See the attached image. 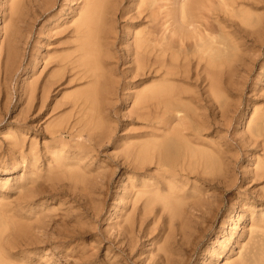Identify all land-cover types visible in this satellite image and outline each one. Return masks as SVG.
Listing matches in <instances>:
<instances>
[{
    "label": "rangeland",
    "instance_id": "rangeland-1",
    "mask_svg": "<svg viewBox=\"0 0 264 264\" xmlns=\"http://www.w3.org/2000/svg\"><path fill=\"white\" fill-rule=\"evenodd\" d=\"M44 1L24 0L21 2L23 4L18 9H22L23 12H19L20 17L15 16L16 14L18 15L17 12L14 15L17 18V26L20 27L19 25H22L20 27L22 30L24 28V32L20 28L17 30L18 32L21 31L19 32L20 35H23L17 42L21 48L16 44L18 50L20 48L19 52L16 53L18 54L16 57L19 60L15 57L11 69H8L9 71L7 70L6 73L1 74L2 72L0 71V208L3 207V216L8 221L6 223L8 228L6 231L1 232L3 233L2 236L5 234L4 236L7 239L2 249L4 260L8 264H260V261H263L262 264H264V170H262L264 168V158L260 156L264 155V133L262 134L264 132V124L255 125L254 121L257 114L256 112L253 114L254 108L258 110L264 109V0H246V2L245 0H241V2L235 0L229 5L230 8L232 7L231 9L228 6L225 7L228 10H226V13H223L219 8V0H216L218 3L215 0V2L208 0V4L205 2L207 9H203L205 6L202 5L201 10L204 11H201L199 15L207 14L203 16L201 21L206 19V21L209 20L207 22L211 26L212 23L215 25H213L215 27L213 32L216 44L215 48L210 52V56L215 65L213 69L219 70V73L215 71L219 87L217 89L218 93L214 95L215 97L217 96V107H209L207 102L209 97L213 101L215 100L213 95H210L206 90L208 89V84L200 83L196 75H192V73L195 74V66L192 64L191 70L193 72L191 71L192 73L189 72L186 75L189 80L181 77V80L178 79L181 82L176 79L172 82L177 88L186 89L187 93L185 98H183V102L194 109L195 117H198L196 118L197 121H199L201 115L200 119L204 118L202 119L203 122L202 120L199 121L200 132L198 136H189L192 142L189 140L187 146L193 156L188 158L183 153V150L178 148V144L174 142L176 145L172 150L175 149V151L173 153L170 150L171 156L167 162L168 166L157 168L153 160L143 165V168L137 167L139 170L133 164V150L131 149L136 146L134 144L144 146L152 144L154 140L160 138L151 137L148 133L145 135L146 132L151 130L156 118L151 116L143 118L134 114L131 96L137 89L159 80V75L152 76L149 81L145 75L139 76L140 78L137 77L138 75L134 76V74L131 76L129 69L135 67V63L131 61L125 62L121 57V53L132 43L130 41L133 39L131 31L135 32L138 28L140 30L142 29L141 26L143 28L150 27L154 23L158 25V22L154 21V23L152 22L153 24L150 22V26H148V19H145V24L136 27L134 26L136 20L129 19L134 15L136 7L146 8L147 5L148 8L150 0H141L139 7V0H129V3L128 0H123V2L121 0H113L115 3L109 0L111 5L108 0L107 3L109 4L106 3V0L98 2L100 5L98 7L103 5L102 9H100L101 16L99 15L101 19L97 24L98 31L100 28L102 29L99 33L110 30L108 32L111 35L115 34L116 37L118 36L112 44H106L104 43L106 42L105 40L100 39L102 44L98 46L99 58L101 57L102 59L100 62L107 65L106 68L104 67L105 65H99V70L102 74L99 79L100 82L88 83L89 87H92V91L90 90L91 93L93 92L91 97H94V93L103 94L97 100L100 103L98 104L100 109L102 107L101 110L99 109L101 111L99 114L94 113L95 111L91 112L90 103H88L89 105L71 107L66 98L68 92H74L76 89L81 91L88 87L84 83L85 80L77 79L82 82L79 83L73 80L72 84L56 86V83L53 84L48 79L53 78L56 80L58 78L62 82V79L65 80L69 76L68 71L66 69L60 70L58 67L57 69L53 63L48 64L47 68L43 67V62H47L45 59L46 54L47 58L49 52H51V48L48 49L50 46L48 44L52 39L48 32L56 29L59 23L64 24L66 19L68 20V18L74 16V12L79 7L77 3L80 5L83 0H52V2L48 0L51 4L47 0ZM5 2L6 0H0V25L2 26L4 20L1 10L6 5ZM166 2L170 4L167 5ZM171 2V0L157 1L159 6L157 4L154 6L157 10L155 12L158 18L162 17V9L171 8ZM213 2L216 4H210ZM44 3H48L47 7L50 5L48 9ZM75 4L77 6L75 7L76 9L72 8ZM160 4L164 5L160 6ZM44 7L47 10L45 12L42 10L45 9ZM133 7L135 8L134 10ZM102 11L105 13L103 12L102 14ZM114 11L116 13H113ZM144 11L145 13L147 12L146 9ZM40 13L43 14L41 15ZM106 13V19H104ZM214 14L224 16L222 17L223 22L221 19L215 22L212 18ZM207 15L208 19L206 18ZM162 19L163 17L157 21L160 22ZM1 20H3V23ZM102 20L106 24L102 23ZM247 20L248 22H246ZM6 21L8 22V18L5 19ZM54 23L55 25L57 24L56 28H54ZM221 23L224 26L220 25ZM251 25L253 26L252 28ZM243 26L244 28H242ZM259 26L262 27L259 28ZM26 28H28L27 32H25ZM111 28L115 30L113 31ZM57 29L62 30V26ZM231 29L235 37L229 31ZM46 31L49 37L46 35ZM250 32H258V34L251 33L250 35ZM23 33H25V36ZM2 36L0 32V40L3 38ZM124 36L127 37L124 38ZM20 41L23 42L21 43ZM250 42L253 43L251 44ZM111 52L112 55L120 56V63L119 61L117 64L114 63L115 59L112 57ZM39 55L40 57H38ZM32 57L35 59L32 60ZM17 61L19 63H16ZM109 61L111 64L108 63ZM231 62L232 66H230ZM48 67H51V69H48ZM223 67V70L226 68L225 73L222 70ZM42 69L50 71L44 73ZM42 71L43 74L40 73ZM61 72H64L65 75ZM39 73L43 79L39 77ZM54 73L57 74L50 76V74ZM201 73L202 75L204 74V72ZM4 74H7L6 77H4ZM66 75L68 76L66 77ZM103 75H105V78ZM138 78L139 80H137ZM101 79L106 85L103 82L101 84ZM143 79L145 82H143ZM229 79L232 80L229 81ZM30 81L32 82L31 84ZM197 82L200 84L198 85ZM35 83L38 85H35ZM43 83L44 87H42ZM94 83L98 85H94ZM122 83H126V85ZM99 84L100 86L104 85L99 87ZM259 85L261 87L260 90H258L260 88ZM46 87L49 88L46 89ZM25 88L26 91L24 90ZM251 88L255 90L252 91ZM40 89H43V91L41 92ZM256 90L260 92L258 93ZM194 91L195 93H193ZM196 92H198V95ZM42 93L45 96H42ZM127 95L129 97L126 98ZM195 95L197 99L202 96L197 100ZM189 97L190 99H186ZM99 99L102 100L99 101ZM223 99L224 101H222ZM64 100L67 101V104ZM226 100L227 102H225ZM57 101L61 102L58 106H56ZM259 102L261 104L257 105ZM40 103L43 104L41 105ZM85 106L87 107L85 108ZM197 106L201 108L198 109ZM103 107L107 108L106 112H104L105 109ZM83 108L85 109L82 110ZM212 109L215 113L211 112ZM70 111H72V114ZM83 111L85 113L81 114ZM196 112L199 113L196 114ZM76 113L81 115V118ZM89 114L90 116H88ZM93 115L96 117L94 116L93 118ZM89 117L92 118L90 119ZM60 118L61 121L59 120ZM53 120H56V123L50 127L51 124L53 125ZM77 120H79L78 123L76 122ZM48 121L50 123H45ZM59 121L60 123L58 124L57 122ZM99 121L101 122L99 123ZM70 122L73 123H71V127ZM204 122L205 124L203 125ZM174 123L177 122L175 121ZM60 124L62 127L59 129ZM98 124L99 128H96ZM74 127L77 129L75 130ZM257 130L262 131L261 134L263 136L259 135ZM205 145H209L210 148ZM55 151L61 155L59 153L56 154ZM65 151L68 152L66 153ZM79 155L82 159L77 158ZM223 157H225L224 160ZM69 161L73 162L72 165L68 163L70 167L66 163ZM148 168L152 171H148ZM83 169L88 173H84ZM89 171H91L90 174ZM143 172L148 173V176L150 175L152 178H148L147 174ZM141 176H144V178ZM149 179H154V181ZM141 182L143 188H140L142 187L140 186ZM137 186L139 191L135 190ZM196 187L197 190L193 189ZM131 188H134V190H131ZM154 189H157L156 194L152 192ZM153 194L155 198L151 199V204H148V200ZM121 195L125 196L122 197ZM188 195H192V197L185 198ZM254 216L258 218L256 219ZM11 220L14 222H10ZM249 222L252 223L250 224ZM13 224L17 225V227ZM8 231L9 233H7Z\"/></svg>",
    "mask_w": 264,
    "mask_h": 264
},
{
    "label": "bare ground",
    "instance_id": "bare-ground-1",
    "mask_svg": "<svg viewBox=\"0 0 264 264\" xmlns=\"http://www.w3.org/2000/svg\"><path fill=\"white\" fill-rule=\"evenodd\" d=\"M5 1V0H4ZM22 1H24V0H6V2H5V6L4 7H2V10H1V12H2V17H3V20H4V23H3V20H1L2 21V23H3V26L2 25H0L1 27H0V32H1V34L3 35L2 37V39L0 40V71L2 72L1 74H3V73H6V71L8 70V69H11V66L13 65V62L15 61V57L18 55V54H16V53H18L19 52V50H20V46H19V44H17V42H19L18 40H20V38H22L21 36H23V35H20L19 34V32H21V31H23L24 30V28H23V30L20 28L22 25H19L20 27H18L17 25V23H16V17L15 16H18V17H20L19 16V14L21 13V12H23V10L22 9H18V7H20L22 4H21V2ZM25 1H27V0H25ZM29 1V0H28ZM37 1V0H36ZM41 1V0H40ZM42 1H44V0H42ZM48 1V0H47ZM70 1V0H69ZM73 1V0H72ZM77 1H79V0H77ZM81 1V0H80ZM100 0H83L82 1V3H80V5H78L79 3H77V6H79L77 9L75 8V7H77L76 6V4H75V6L74 7H72V8H74V9H76V12H74V16H72V17H70V18H68V20L66 19L65 21V25L64 24H60V26H59V24H58V27H61L62 26V30L61 29H57L56 28V26H57V24L55 25V23H54V28H56V29H52V30H50L49 28H48V30H50L48 33V35L50 36V38L52 39L51 41H50V43L48 44V45H50L49 47H48V49L49 48H51V52H49V54L51 53V55H49L48 54V57L46 58V56H47V54H46V56L45 55H41V56H45V59L47 60V62H43V67H46L47 68V66H48V64L50 65V63L52 64H54V67H58L60 70L61 69H66L67 71H68V75H66V77H67V79H62L63 81L61 82V81H59V79L58 78H56V80H54L53 78V80L50 78V79H48V81L49 82H51V83H56V86H61V85H63V84H72V82H73V80L75 81H77V82H79L78 80L79 79H81L82 81L83 80H85V84H86V86H88V87H86L85 89H83V90H81V91H79V89H78V91H77V89L74 91V92H71V93H69L68 91V94L66 95V98H67V100H68V102H69V104H70V106L71 107H77V105H79V106H81V105H87L88 103H90L91 105H90V110H91V112L92 111H95L94 113H97V114H99V112L101 113V109H102V107H101V109H100V107H99V105L98 104H100L97 100H98V98H99V96H101L102 97V95L100 94V95H98L99 93H94V97H91V94H93V92L91 93V88L89 87V85H88V83L89 82H91V83H93V82H98L99 81V79H100V77H102V74H101V72H100V70H99V65L100 64H102L101 62H100V60H102L101 59V57L99 58V49H98V46H100L99 44H101V40L103 39V40H105L106 42H104V43H106V44H112L113 42H115L116 40L115 39H117V37H116V35L115 34H110L108 31H110V30H108L107 32H101V33H99V31H102V29L100 28L99 29V31H98V27H97V24H98V22H99V20L101 19L100 17H99V15H100V13H101V11H100V9H102V7H103V5H102V7H98V6H100L99 4H98V2H99ZM103 1V0H102ZM110 1H113V0H110ZM114 1H116V0H114ZM113 1V2H114ZM122 2H123V0H121ZM126 1V0H125ZM134 1V0H133ZM146 1V0H145ZM157 1L158 0H150V2L148 3V5H149V7L147 8V5H146V8L144 7V8H137L136 7V9L133 7V10L135 9V13H134V15H130L131 16V18H129V19H135L136 21H135V24H134V26H136V27H138V25L139 26H141V24H145L144 22L146 21L145 19H148V21H147V23H148V26H150V22L152 23H154V21L155 22H158V25L156 24V23H154V25H151L150 27H146V28H143V26H141L142 27V29H140L139 30V28H138V30H136L135 32H133V31H131L132 33V35H131V37L133 38L132 40H130V41H132V43H131V45L129 46V47H127V48H125L124 49V51H123V53H121L122 54V59L123 60H125V62H127V61H131V62H133V63H135V67H133V68H130V67H128V68H130L129 70H130V72H131V76L134 74V76H136V75H138L137 77H139V76H141V75H145V77H146V79H148V81H149V78H151L152 76H156V75H159V80H157L156 82L154 81V82H152L151 84H148L147 86H143V87H141L140 89H137V91H135V93L133 94V96H131V98H132V109H133V111L135 112L134 114H137L138 116H142L143 118L144 117H149V116H151V117H154V118H156V120L154 119V125H152L151 127V130L149 131V132H146V134L145 135H147V133L149 134V136H151V137H155V138H160V139H158V140H154L153 142H152V144H147V145H138V144H134V145H136L133 149H131V150H133L132 151V153H133V164H134V166H136V168L137 167H142L143 165H145L146 163H149V162H152L153 160H154V163H155V165L157 166V168H164L165 166H168L169 164L167 163L169 160H170V150H172V148H174L175 147V145H176V143L178 144V148L179 149H182L183 150V153L184 154H186V156L188 157V158H190L191 156H193L192 154H191V151L189 150V148H188V146H187V143L189 142V140H190V138H189V136H191V135H196V137L198 136V134H199V132H200V128L198 127L199 126V121L200 120H202V119H204V118H202V119H200L201 117H202V115H201V117H200V115H199V121H197V119L196 118H198V117H195V111H194V109L193 108H191V107H189L186 103H184L183 102V98H185V94L187 93L186 92V89L184 88V89H181V88H177V86H175V84L172 82L173 80H177L178 82H181V81H179L178 79H180L181 80V77L182 78H186V75L189 73V72H193V70H191V65L192 64H194V69H195V71H194V73L195 74H193L192 72V75H196V77H197V79H199L200 80V83L202 82V83H207L208 84V89H206L207 90V92H209V94L210 95H213V99L215 100V101H213L210 97H209V99H208V104H209V107H217L216 106V103H217V99H216V97L214 96V95H216L217 93H218V91H217V89L219 88L218 87V84H217V73L215 72V71H218V73H219V70H215V69H213V67L215 66L214 64H213V59L211 58V56H210V52L215 48V44H216V40H215V36H214V30H215V25H214V23H212V26L207 22V21H209V20H207L206 21V19H205V21H201V19H203V16L205 15V14H207V13H204V15H199L200 13H201V7H203L202 5H204L205 7H203V9H207L206 7V5L204 4L205 2H207L208 0H171L172 2V4L170 5L171 6V8L170 7H167V9L165 8V10H163L162 9V17H163V19H162V21H160V22H163V23H160L159 21H157L158 19H161L162 17L160 16L159 18L157 17V13L155 12V11H157L156 10V8H155V6L154 5H156L157 4V6H159V2L157 3ZM170 1V0H169ZM211 1V0H210ZM214 1V0H213ZM216 1V0H215ZM214 1V2H215ZM235 0H219L218 2H219V8L221 9V11L223 12V13H226V8L225 7H229V5H230V3L232 4V2H234ZM240 2H241V0H239ZM256 1H258V0H256ZM260 1V0H259ZM31 2V1H30ZM45 2V1H44ZM49 2V1H48ZM51 2H52V0H51ZM51 2H49V4H51ZM104 2V1H103ZM108 2H109V0H108ZM120 2V1H119ZM140 2H141V0H139V4H138V7L140 6ZM168 2V1H167ZM166 2V3H167ZM212 2V1H211ZM210 3V4H216V3ZM217 2V1H216ZM217 2V3H218ZM238 2V1H237ZM240 2H239V4H240ZM245 2H246V0H245ZM255 2V1H254ZM253 2V3H254ZM37 3H39V2H37ZM106 3H107V0H106ZM110 3V2H109ZM109 3H107V4H109ZM115 3V2H114ZM128 3H129V0H128ZM135 3V2H134ZM143 3H145V2H143ZM258 3V2H257ZM1 4H2V2H1ZM47 4L48 3H44V5H45V7H47ZM102 4V3H101ZM104 4V3H103ZM106 4V5H107ZM135 4H137V3H135ZM168 4H170V3H167V5ZM207 4H208V2H207ZM243 4V3H242ZM247 4V3H246ZM260 4V3H259ZM261 4H262V2H261ZM24 5H26V4H24ZM43 5V4H42ZM105 5V4H104ZM110 5H111V3H110ZM128 5V4H127ZM142 5H144V4H142ZM162 4H160V6H161ZM164 5V4H163ZM162 5V6H163ZM212 5V6H213ZM234 5V4H233ZM3 6V5H2ZM50 6V5H49ZM48 6V7H49ZM113 6H114V4H113ZM129 6H130V4H129ZM133 6H135L134 4H133ZM166 6V5H165ZM164 6V7H165ZM216 6V5H215ZM214 6V7H215ZM236 7H237V5H235ZM245 6H247V5H245ZM249 6V5H248ZM261 6V5H260ZM0 7H1V5H0ZM43 7V6H42ZM41 7V8H42ZM44 7V8H45ZM48 7H47V9H48ZM107 7V6H106ZM131 7V6H130ZM129 7V8H130ZM142 7V6H141ZM210 7V6H209ZM235 7V8H236ZM250 7V6H249ZM252 7V6H251ZM25 8V7H24ZM23 8V9H24ZM39 8V7H38ZM108 8V7H107ZM107 8H105V9H107ZM110 8V7H109ZM128 8V7H127ZM163 8V7H162ZM213 8V7H212ZM216 8H218V7H216ZM230 8V7H229ZM232 8V7H231ZM230 8V9H231ZM240 8V7H239ZM253 8V7H252ZM1 9V8H0ZM40 9V8H39ZM71 9V8H70ZM105 9H104V11H105ZM118 9H120V8H118ZM146 9V13H145V10ZM158 9V8H157ZM215 9V8H214ZM220 9H218V10H220ZM255 9L257 10V8L255 7ZM260 9V8H259ZM17 10H19V11H17ZM42 10H44V12L45 11H47L46 10V8L45 9H42ZM159 10H160V8H159ZM211 10V9H210ZM254 10V9H253ZM71 11V10H70ZM104 11H102V14H103V12ZM108 11V10H107ZM117 11V10H116ZM204 11V10H203ZM202 11V12H203ZM228 11V10H227ZM16 12L18 13V15L16 14ZM20 12V13H19ZM72 12H73V10H72ZM206 12V11H205ZM218 12V11H217ZM229 12H230V10H229ZM253 12V11H252ZM66 13V12H65ZM105 13V12H104ZM111 13V12H110ZM113 13H116L115 11L113 12ZM219 13H220V11H219ZM231 13V12H230ZM16 14V15H15ZM37 14V13H36ZM41 15L43 14V13H40ZM120 14H121V12H120ZM159 14V13H158ZM211 14H212V12H211ZM222 14V13H221ZM228 14V13H227ZM232 14V13H231ZM248 14V13H247ZM255 14V13H254ZM15 15V16H14ZM35 15V14H34ZM38 15V14H37ZM110 15V14H109ZM122 15V14H121ZM209 15V14H208ZM208 15H207V19H208ZM213 15V14H212ZM229 15V14H228ZM244 15V14H243ZM263 15V14H262ZM101 16V15H100ZM103 16V15H102ZM106 16H107V13H106V15H105V17H104V19H106ZM129 16V17H130ZM206 16V15H205ZM67 17V16H66ZM222 17H224V16H222V15H216V14H214V17H212L213 18V20H215V22L217 21L218 22V19H219V21H220V19H221V21L223 22V20H222ZM229 17H231V15H229ZM234 17V16H233ZM1 18V17H0ZM6 18H8V22L6 21L5 22V19ZM158 18V19H157ZM209 18H210V16H209ZM227 18V17H226ZM240 18V17H239ZM239 18H238V20H239ZM18 19H20V18H18ZM65 19V18H64ZM103 19V20H104ZM113 19V18H112ZM211 19V18H210ZM102 20V23H104V21ZM110 21H111V19H109ZM231 20V19H230ZM237 20V21H238ZM20 22H21V20H19ZM107 21V20H106ZM211 21V20H210ZM236 21V22H237ZM242 21V20H241ZM260 21H261V19H260ZM23 22V21H22ZM58 22V21H57ZM107 22H109V21H107ZM112 22V21H111ZM134 22V21H133ZM246 22H248V20L246 21ZM262 22V21H261ZM264 22V21H263ZM263 22H262V24H263ZM19 23V22H18ZM152 23V24H153ZM211 23V22H210ZM220 23V22H219ZM235 23V22H234ZM1 24V23H0ZM27 24V23H26ZM104 24H106V23H104ZM103 24V25H104ZM108 24V23H107ZM110 24V23H109ZM131 24H133L132 22H131ZM225 24V23H224ZM229 24V23H228ZM28 25V24H27ZM52 25V24H51ZM64 25V26H63ZM100 25H101V23H100ZM102 25V26H103ZM113 25V24H112ZM111 25V26H112ZM147 25V24H146ZM145 25V26H146ZM214 25V26H213ZM220 25H223L222 23L220 24ZM226 25V24H225ZM231 25V24H230ZM53 26V25H52ZM109 26V25H108ZM110 26V27H111ZM132 26V25H131ZM224 26V25H223ZM227 26V25H226ZM103 27H106V26H103ZM125 27V26H124ZM218 27H220V26H218ZM240 27H241V25H240ZM253 26L251 25V28H252ZM260 27H262V26H259V28ZM2 28V29H1ZM20 28V30L21 31H17L18 29ZM29 28V27H28ZM28 28H26L27 30L25 31V32H27L28 31ZM135 28V27H134ZM227 28V27H226ZM228 28H229V26H228ZM242 28H244V26L242 27ZM246 28V27H245ZM248 28V27H247ZM256 28V27H255ZM258 28V29H259ZM239 29V28H238ZM61 30V31H60ZM105 30V29H104ZM107 30V29H106ZM111 30H113L112 28H111ZM115 30V29H114ZM113 30V31H114ZM221 30H222V27H221ZM226 30V29H225ZM235 30V29H234ZM124 31V30H123ZM227 31V30H226ZM232 34H233V30L231 29V30H229ZM244 31V30H243ZM258 31V30H257ZM262 31H263V29H262ZM24 32V31H23ZM124 32H126V31H124ZM236 32V31H235ZM234 32V33H235ZM260 32V31H259ZM28 33H30V32H28ZM111 33H112V31H111ZM130 33V32H129ZM251 33L252 32H250V35H251ZM255 33H257L258 34V32H254V33H252V34H255ZM261 33V32H260ZM24 34V36H25V33H23ZM127 34V33H126ZM125 34V35H126ZM217 34V33H216ZM241 34V33H240ZM249 34V33H248ZM248 34H247V36H248ZM262 34V33H261ZM46 35H47V31H46ZM47 35V36H48ZM249 35V36H250ZM27 36H28V34H27ZM48 36V37H49ZM121 36V35H120ZM243 36V35H242ZM263 36V35H262ZM125 37H127V36H124V38ZM233 37H235V35L233 34ZM236 37H237V34H236ZM258 37V36H257ZM259 37H260V35H259ZM47 38V37H46ZM123 38V39H124ZM47 39H49V38H47ZM101 39V40H100ZM234 39H237V40H239L238 38H234ZM240 39H241V37H240ZM244 39V38H243ZM23 40H24V37H23ZM25 40H26V38H25ZM100 40V41H99ZM115 40V41H114ZM119 40V39H118ZM122 40V39H121ZM126 40H129V39H126ZM125 40V41H126ZM244 40H246V39H244ZM230 41H232V40H230ZM235 41V40H234ZM248 41V40H247ZM250 41V40H249ZM21 42V41H20ZM23 42V41H22ZM21 42V43H22ZM103 43V44H104ZM125 43V42H124ZM124 43H123V45H124ZM130 43V42H129ZM242 43H244V42H242ZM251 43V42H250ZM253 43V42H252ZM251 43V44H252ZM16 44L20 47L19 48V50H18V47H16ZM240 44V43H239ZM254 44H256V43H254ZM46 45V44H45ZM47 45V46H48ZM102 45V44H101ZM122 45V44H121ZM241 45V44H240ZM107 46V45H106ZM105 46V47H106ZM113 46H114V44H113ZM242 46H244V45H242ZM44 47H46V46H44ZM33 48V47H32ZM104 48V47H103ZM102 48V49H103ZM108 48V47H107ZM240 48V47H239ZM101 49V50H102ZM16 50H17V52H16ZM109 50V49H108ZM107 50V51H108ZM31 52H32V50H30ZM105 51V50H104ZM111 51V50H110ZM121 51V50H120ZM246 51V50H245ZM244 51V52H245ZM34 52H36V51H34ZM62 52H64V53H62ZM41 53V52H40ZM47 53H48V51H47ZM120 53V52H119ZM30 54V53H29ZM33 55H34V53H32ZM38 54V53H37ZM43 54V53H42ZM45 54V53H44ZM31 55V54H30ZM105 55H106V53H105ZM111 55H112V52H111ZM118 55V54H117ZM240 55V54H239ZM239 55H238V57H239ZM20 56V55H19ZM102 56H103V54H102ZM108 56V55H107ZM36 57V56H35ZM38 57H40V55L38 56ZM112 57H114V59H115V62L114 63H116L117 64V62L119 61V59H120V56L118 55V56H116V55H112ZM233 57H235V56H233ZM18 60H19V58L18 57H16ZM33 59L32 60H34L35 58L34 57H32ZM110 58H111V56H110ZM16 59V60H17ZM44 59V58H43ZM234 59V58H233ZM237 59V58H236ZM37 60V59H36ZM106 60V59H105ZM105 60H104V62H105ZM222 60V59H221ZM43 61V60H42ZM121 61V60H120ZM120 61H119V63H120ZM35 62V61H34ZM38 62V61H37ZM103 62V63H104ZM113 62V61H112ZM216 62V61H215ZM16 63H19L18 61L16 62ZM106 63H107V61H106ZM108 63H110V61L108 62ZM42 64V63H41ZM111 64V63H110ZM217 64H219V63H217ZM227 64V63H226ZM232 64V62L230 63V66H232L231 65ZM33 65H35V63H33ZM33 65H32V67H33ZM103 66L105 65V64H102ZM107 65V64H106ZM106 65L104 66L105 68H106ZM134 65V64H133ZM220 65V64H219ZM42 66V65H41ZM102 66V67H103ZM112 66V65H111ZM217 66V65H216ZM224 66V65H223ZM226 66V65H225ZM228 66V65H227ZM230 66H229V68H230ZM52 67V66H51ZM51 67H48V69L50 68L51 69ZM54 67H52V68H54ZM101 67V68H102ZM103 67V68H104ZM108 67H110L109 65H108ZM46 68H44V69H46ZM57 68V69H58ZM104 68V69H105ZM219 68V67H218ZM18 69V68H17ZM33 69V71H34V67L32 68ZM56 69V70H57ZM109 69V68H108ZM224 69V67L222 68V70ZM14 70V69H13ZM43 70V69H42ZM66 70H64V71H66ZM221 69H220V71H222ZM225 70H226V68H225ZM225 70H223L224 71V73H225ZM9 71V70H8ZM44 71V73L46 72V71H50V70H43ZM43 71L42 72H40L41 74H43ZM66 71V72H67ZM103 71V70H102ZM110 71H112V70H110ZM222 71V72H223ZM232 71V70H231ZM55 72V71H54ZM201 72H204V74L202 75V73ZM221 72V73H222ZM227 72V71H226ZM264 72V71H263ZM263 72H262V74H263ZM39 73V74H40ZM51 73V72H50ZM61 73H63L64 74V72H61ZM103 73V72H102ZM106 73V72H105ZM112 73V72H111ZM223 73V74H224ZM32 74V73H31ZM34 74V73H33ZM37 74V73H36ZM41 74H40V78H42L41 77ZM57 73H54V74H50V76H54V75H56ZM63 74H61V75H63ZM109 74V73H108ZM114 74V73H113ZM5 75V74H4ZM7 75V74H6ZM6 75L4 76V77H6ZM65 75V74H64ZM63 75V76H64ZM111 75V74H110ZM190 75V74H189ZM191 75V76H192ZM30 76H32V75H30ZM37 76V75H36ZM47 76V75H46ZM58 76V75H57ZM63 76H61L62 78H63ZM104 76V78H105V75H103ZM130 76V77H131ZM142 76V77H143ZM43 77H45V76H43ZM112 77V76H111ZM141 77V78H142ZM196 77H194V78H196ZM29 78V77H28ZM34 78H35V76H34ZM46 78V77H45ZM65 78V77H64ZM104 78H102V79H104ZM140 78V77H139ZM139 78L137 79V80H139ZM43 79V78H42ZM78 79V80H77ZM92 79V80H91ZM101 79V80H102ZM135 79V78H134ZM152 79V78H151ZM186 79H188L189 80V77L188 78H186ZM264 79V78H263ZM31 80V79H30ZM45 80V79H44ZM47 80V79H46ZM80 80V81H81ZM91 80V81H90ZM108 80V79H107ZM155 80H156V78H155ZM222 80V79H221ZM220 80V81H221ZM230 80H232V79H229V81ZM260 80H262V79H260ZM32 82H33V80H31ZM30 81V84L32 83ZM36 81V80H35ZM41 81V80H40ZM81 81V82H82ZM152 81V80H151ZM195 81H196V79H195ZM228 81V82H229ZM38 82V81H37ZM42 82V81H41ZM81 82H79V83H81ZM100 82V81H99ZM102 82H103V80L101 81V84H102ZM114 82V81H113ZM143 82H145V80L143 79ZM183 82V81H182ZM199 82V81H198ZM197 82V83H198ZM234 82V81H233ZM50 83V84H51ZM104 84H105V82H103ZM107 83V82H106ZM133 83H135V82H133ZM137 83H138V81H137ZM188 83H189V81H188ZM187 83V84H188ZM200 83H198V85L200 84ZM231 83H232V81H231ZM263 83H264V81H263ZM29 84V83H28ZM42 84V83H41ZM41 84H39V85H41ZM46 84V83H45ZM76 84H78V83H76ZM96 83H94V85H95ZM103 84V85H104ZM122 84H124V83H122ZM139 84V83H138ZM137 84V85H138ZM147 84V83H146ZM177 84V83H176ZM179 84V83H178ZM181 84V83H180ZM183 84V83H182ZM184 84H186L185 82H184ZM35 85H38V84H36L35 83ZM34 85V86H35ZM49 85V84H48ZM83 85V84H82ZM82 85H81V88H82ZM96 85H98V84H96ZM103 85H101L100 86V84H99V87H102ZM106 85V84H105ZM110 85V84H109ZM109 85H107V86H109ZM124 85H126V83L124 84ZM142 85V84H141ZM203 85H206V84H203ZM223 85V84H222ZM25 86V85H24ZM53 86V85H52ZM66 86V85H65ZM76 86H79V85H76ZM106 86V87H107ZM136 86V85H135ZM193 86V85H192ZM221 88H222V86L221 85H219ZM224 86V85H223ZM238 86V85H237ZM264 86V85H263ZM42 87H44V83H43V86ZM41 87V88H42ZM64 87V86H63ZM71 87V86H70ZM72 87H73V85H72ZM96 87H98V86H96ZM95 87V88H96ZM110 87V86H109ZM113 87V86H112ZM137 87V86H136ZM140 87V86H139ZM138 87V88H139ZM195 87V86H194ZM199 87V86H198ZM259 87H260V85H259ZM37 88V87H36ZM49 88V87H48ZM47 87H46V89H48ZM56 88V87H55ZM58 88V87H57ZM108 88V87H107ZM255 88V87H254ZM263 88V87H262ZM38 89V88H37ZM64 89V88H63ZM66 89V88H65ZM67 89H68V87H67ZM74 89V88H73ZM124 89V88H123ZM261 89V87L260 88H258V90H260ZM25 91H26V88L24 89ZM41 90V89H40ZM40 90H38V91H40ZM69 90V89H68ZM72 90V89H71ZM91 90V91H90ZM95 90V89H94ZM98 90V89H97ZM102 90V89H101ZM108 90V89H107ZM113 90V89H112ZM136 90V89H135ZM222 90H224V89H222ZM251 90L253 91V90H255V89H253V88H251ZM250 90V91H251ZM263 90V89H262ZM24 91V92H25ZM32 91H34L33 89H32ZM43 91V89L41 90V92ZM70 91V90H69ZM257 91V90H256ZM59 92H62V91H59ZM66 92V91H65ZM96 92V91H95ZM111 92V91H110ZM199 92V91H198ZM198 92H196V94L198 93ZM204 92H206V91H204ZM203 92V93H204ZM206 92V93H207ZM239 92V91H238ZM258 92V91H257ZM260 92V91H259ZM258 92V93H259ZM39 93V92H38ZM45 93V92H44ZM101 93V92H100ZM193 93H195V91L193 92ZM24 94V93H23ZM26 94V93H25ZM31 94H33V93H31ZM40 94V93H39ZM46 94V93H45ZM58 94V93H57ZM107 94H109V93H107ZM200 94V93H199ZM257 94V93H256ZM255 94V95H256ZM28 95H29V93H28ZM112 95H113V92H112ZM120 95V94H119ZM128 95H129V93H128ZM126 96V98L127 97H129V96ZM131 95H132V93H131ZM198 95V94H197ZM208 95V94H207ZM258 95V94H257ZM30 96V95H29ZM42 96H45L43 93H42ZM110 96H111V93H110ZM196 96V95H195ZM202 96V95H201ZM200 96V97H201ZM205 96V95H204ZM252 96V95H251ZM250 96V97H251ZM260 96V95H259ZM262 96V95H261ZM32 97H33V95H32ZM59 97V96H58ZM117 97V96H116ZM187 97V96H186ZM199 97V96H198ZM200 97L197 99V96H196V99L197 100H199L200 99ZM264 97V96H263ZM27 98V97H26ZM42 98V97H41ZM65 98V97H64ZM95 98V99H94ZM108 98V97H107ZM106 98V99H107ZM113 98V97H112ZM192 98V97H191ZM195 98V97H194ZM47 99V98H46ZM93 99H94V101H93ZM108 99H110V98H108ZM108 99H107V101H108ZM186 99H190V97L189 98H186ZM256 99V98H255ZM100 100H102V99H99V101ZM126 100V99H125ZM201 100H202V98H201ZM252 100V99H251ZM64 101H66V100H64ZM112 101V100H111ZM222 101H224V99L222 100ZM263 101H264V99H263ZM31 102V101H30ZM41 102H43V101H41ZM58 102V101H57ZM63 102V101H62ZM103 102V101H102ZM101 102V103H102ZM108 102H110V100L108 101ZM107 102V103H108ZM193 102V101H192ZM191 102V103H192ZM195 102V101H194ZM225 102H227V100L225 101ZM254 102V101H253ZM262 102V101H261ZM25 103V102H24ZM59 103H61V102H58L57 103V105L56 106H58V104ZM65 103V102H64ZM255 103V102H254ZM254 103H252V104H254ZM263 103V102H262ZM33 104V103H32ZM41 104V103H40ZM43 104V103H42ZM41 104V105H42ZM66 104H67V101H66ZM256 104V103H255ZM254 104V105H255ZM258 104H261L260 102L259 103H257V105ZM264 104V103H263ZM60 105V104H59ZM62 105V104H61ZM89 105V104H88ZM108 105V104H107ZM194 105H196V103H194ZM225 105V104H224ZM223 105V106H224ZM250 105V104H249ZM253 105V106H254ZM47 106V105H46ZM45 106V107H46ZM51 106V105H50ZM53 106V105H52ZM55 106V105H54ZM70 106H68V107H70ZM105 106H106V104H105ZM204 106V105H203ZM202 106V107H203ZM252 106V107H253ZM44 107V106H43ZM87 106H85V108H86ZM107 107V106H106ZM255 107V106H254ZM257 107V106H256ZM54 108V107H53ZM55 108H57V107H55ZM59 108H60V106H59ZM85 108H83L82 110H84ZM197 108L198 109H200L198 106H197ZM224 108V107H223ZM222 108V109H223ZM263 108V107H262ZM44 109H46V108H44ZM64 109H66V108H64ZM77 109H79V108H77ZM100 109V110H99ZM103 109H105V111L104 112H106V110H107V108H104L103 107ZM131 109V108H130ZM221 109V108H220ZM66 110H68V109H66ZM74 110V109H73ZM76 110V109H75ZM215 110H217V109H215ZM226 110V109H225ZM49 111H51V110H49ZM64 111V110H63ZM69 111V110H68ZM77 111V110H76ZM76 111H74V112H76ZM86 111V110H85ZM110 111V110H109ZM132 111V112H133ZM205 111V110H204ZM219 111H221V110H219ZM224 111V110H223ZM27 112V111H26ZM47 112V111H46ZM65 112V111H64ZM71 112V114H72V111H70ZM73 112V113H74ZM78 112V111H77ZM211 112H213V109H212V111ZM256 112V117H255V121H254V124L255 125H261V123H263L264 124V109L263 110H258V109H253V114ZM79 113V112H78ZM78 113H76V114H78ZM83 113H85L84 111L81 113V114H83ZM103 113V112H102ZM197 113H199V112H196V114ZM213 113H215V112H213ZM222 113V112H221ZM224 113V112H223ZM45 114V113H44ZM46 114H48V113H46ZM67 114V113H66ZM88 114V113H87ZM91 114V113H90ZM90 114L88 115V116H90ZM103 114H105V113H103ZM75 115V114H74ZM79 115V114H78ZM85 115V114H84ZM100 115H102V114H100ZM204 115V114H203ZM65 116H67V115H65ZM65 116H64V118H65ZM81 115H79V117H80ZM83 116V115H82ZM94 116L95 115H93V118H94ZM129 116V115H128ZM205 116V115H204ZM203 116V117H204ZM210 116V115H209ZM71 117V116H70ZM72 117H73V115H72ZM78 117V116H77ZM78 117V118H79ZM96 117V116H95ZM141 117V118H142ZM247 117V116H246ZM81 118V117H80ZM87 118V117H86ZM90 118V117H89ZM92 118V117H91ZM90 118V119H91ZM100 118V117H99ZM98 118V119H99ZM103 118V117H102ZM219 118V117H218ZM55 119V118H54ZM105 119V118H104ZM103 119V120H104ZM152 119V118H151ZM186 119V120H185ZM52 120V119H51ZM50 120V121H51ZM58 120V119H57ZM60 121H61V118L59 119ZM63 120H65V119H63ZM71 120V119H70ZM93 120H95V119H93ZM100 120V119H99ZM102 120V119H101ZM150 120V119H149ZM246 120V119H245ZM249 120V119H248ZM50 121H48V122H45V123H50ZM56 120H53L52 122H53V125L51 124V126L50 125H48V126H50V127H52V126H54L55 124L54 123H56L55 122ZM60 121L59 122H57L58 124L60 123ZM78 121L79 120H77L76 122L78 123ZM84 121V120H83ZM87 121V120H86ZM144 121V120H143ZM177 122V123H174V122ZM207 121V120H206ZM69 122V121H68ZM93 122V121H92ZM95 122V121H94ZM101 121H99V123H100ZM105 122V121H104ZM202 122H203V120H202ZM201 122V123H202ZM208 123H209V121H207ZM71 123L72 122H70V127H71ZM80 123V122H79ZM83 123V122H82ZM81 123V124H82ZM85 123V122H84ZM96 123V122H95ZM130 123V122H129ZM207 123V124H208ZM67 124V123H66ZM73 124V123H72ZM88 124V123H87ZM86 124V126L88 127V125ZM93 124V123H92ZM205 124V122L203 123V125ZM46 125V126H47ZM79 125V124H78ZM100 125H102V124H100ZM103 125H104V123H103ZM108 125V124H107ZM112 125V124H111ZM151 125V124H150ZM202 125V126H203ZM45 126V127H46ZM80 126V125H79ZM83 126L85 127V125L83 124ZM92 126V125H91ZM98 127H96V128H99V124L97 125ZM145 126H146V124H145ZM147 126H149V125H147ZM49 127V128H50ZM60 127H62V125L60 124V126H59V129H60ZM78 127V126H77ZM81 127H82V125H81ZM89 127H90V125H89ZM104 127V126H103ZM103 127H101V128H103ZM204 127V126H203ZM260 127V126H259ZM264 127V126H263ZM47 128V127H46ZM57 128V127H56ZM66 128V127H65ZM94 128V127H93ZM108 128V127H107ZM51 129H53V128H51ZM74 129L76 130L77 128H75L74 127ZM89 129H92V128H89ZM132 129V128H131ZM257 129H258V126H257ZM48 130V129H47ZM57 130V129H56ZM102 130V129H101ZM55 131V130H54ZM53 131V132H54ZM68 131V130H67ZM205 131V130H204ZM72 132H74V131H72ZM244 132V131H243ZM262 132V131H261ZM261 132L259 131V130H257V133L260 135L261 134ZM139 133V132H138ZM203 133V132H202ZM211 133V132H210ZM264 132H262V134H263ZM136 134V133H135ZM140 134H142V133H140ZM140 134H138L139 136H140ZM251 134V133H250ZM261 134V135H262ZM14 135V134H13ZM204 135V134H203ZM253 135V134H252ZM106 136V135H105ZM134 136V135H133ZM132 136V137H133ZM144 136V135H143ZM263 136V135H262ZM261 136V137H262ZM13 137V136H12ZM138 137V136H137ZM201 137V136H200ZM206 137V136H205ZM264 137V136H263ZM16 138V137H15ZM14 138V139H15ZM88 138V137H87ZM122 138V137H121ZM120 138V139H121ZM251 138V137H250ZM255 138V137H254ZM16 139H18V138H16ZM58 139V138H57ZM131 139V138H130ZM194 139V138H193ZM52 140V139H51ZM131 140H133V139H131ZM213 140V139H212ZM248 140V139H247ZM259 140V139H258ZM90 141V140H89ZM129 141V140H128ZM217 141V140H216ZM261 141H262V139H261ZM16 142V141H15ZM174 142H176L175 144H174ZM190 142H192V140H190ZM199 142V141H198ZM197 142V143H198ZM45 143V142H44ZM54 143V142H53ZM59 143V142H58ZM61 143V142H60ZM194 143V142H193ZM196 143V144H197ZM46 144V143H45ZM62 144V143H61ZM125 144V143H124ZM18 145V144H17ZM31 145V144H30ZM56 145H58L57 143H56ZM261 145V144H260ZM21 146V145H20ZM53 146V145H52ZM133 146V145H132ZM205 146H207V145H205ZM51 147V146H50ZM55 147V146H54ZM58 147V146H57ZM65 147V146H64ZM219 147H221L220 145H219ZM256 147V146H255ZM261 147V146H260ZM32 148H34V147H32ZM132 148V147H131ZM207 148H210V146L208 145L207 146ZM30 149V148H29ZM62 149V148H61ZM72 149V148H71ZM70 149V150H71ZM86 149V148H85ZM129 149V148H128ZM253 149V148H252ZM57 150V149H56ZM60 150V149H59ZM130 150V149H129ZM178 150V149H177ZM255 150V149H254ZM49 151V150H48ZM50 151H54V150H50ZM72 151V150H71ZM173 151H175V149L174 150H172V152ZM213 151H215L214 149H213ZM262 151V150H261ZM264 151V150H263ZM66 153L68 152V151H65ZM75 152V151H74ZM88 152V151H87ZM127 152H128V150H127ZM216 152V151H215ZM49 153V152H48ZM55 153H56V151H55ZM55 153H54V155H55ZM57 153H59V152H57ZM56 153V154H57ZM73 153V152H72ZM72 153H70V154H72ZM76 153V152H75ZM174 153V152H173ZM212 153V152H211ZM223 153V152H222ZM60 154V153H59ZM74 154V153H73ZM80 154V153H79ZM262 154V153H261ZM61 155V154H60ZM65 155V154H64ZM131 155V154H130ZM175 155H176V153H175ZM217 155H218V153H217ZM63 156V155H62ZM254 156V155H253ZM260 156H263V158H264V155H260ZM125 157V156H124ZM132 157V156H131ZM175 157V156H174ZM221 157H222V155H221ZM220 157V158H221ZM33 158H34V154H33ZM78 159H82V158H80V155L77 157ZM224 158L225 157H223V160H224ZM60 159H62V158H60ZM59 159V160H60ZM66 159V158H65ZM74 159V158H73ZM252 159V158H251ZM255 159V158H254ZM32 160H34V159H32ZM70 160V159H69ZM75 160V159H74ZM132 160V159H131ZM131 160H130V162H131ZM78 161V160H77ZM255 161V160H254ZM56 163V162H55ZM61 163V162H60ZM67 163V165H68V163H71V165L73 164V162H66ZM66 163H64V164H66ZM34 164V163H33ZM57 164V163H56ZM55 164V165H56ZM132 164V165H133ZM222 164H224V162H222ZM253 164H254V162H253ZM75 165V164H74ZM73 165V166H74ZM79 165V164H78ZM77 165V166H78ZM86 165V164H85ZM35 166V165H34ZM52 166V165H51ZM60 166V165H59ZM63 166V165H62ZM69 166V165H68ZM80 166V165H79ZM192 166V165H191ZM222 167H223V165H221ZM70 167V166H69ZM75 167V166H74ZM81 167V166H80ZM182 167V166H181ZM61 168V167H60ZM59 168V169H60ZM63 168V167H62ZM143 168V167H142ZM155 168V167H154ZM170 168V167H169ZM195 168V167H194ZM256 168V167H255ZM57 169V168H56ZM138 169V168H137ZM150 168H148V171H152V170H149ZM152 169V168H151ZM223 169V168H222ZM63 170H64V168H63ZM82 170V169H81ZM88 170V169H87ZM139 170V169H138ZM144 170V169H143ZM147 170V169H146ZM156 171H158L157 169H155ZM262 170H264V168H262ZM60 171V170H59ZM92 171V170H91ZM91 171H89V174L91 173ZM162 171H163V169H162ZM171 171V170H170ZM184 171V170H183ZM57 172V171H56ZM83 172L85 173L86 171H84V169H83ZM142 172V171H141ZM256 172V171H255ZM264 172V171H263ZM263 172H261V173H263ZM6 173H8V172H6ZM30 173V172H29ZM32 173V172H31ZM86 173H88V172H86ZM143 173H145V174H147V176H148V173H146V172H143ZM153 173V172H152ZM253 174H254V172H252ZM35 174V173H34ZM158 174V173H157ZM220 174V173H219ZM142 175H144V174H142ZM159 175V174H158ZM221 175V174H220ZM146 176V177H147ZM165 176H167V175H165ZM165 176H163V177H165ZM70 177V176H69ZM75 177H76V175H75ZM141 177H143L144 178V176H141ZM145 177V178H146ZM151 176L149 175L148 176V178H150ZM169 177V176H168ZM73 178V177H72ZM152 178V177H151ZM158 178V177H157ZM162 178V177H161ZM77 179H79V178H77ZM85 179V178H84ZM83 179V180H84ZM155 179V178H154ZM154 179H152L153 181H154ZM163 179V178H162ZM170 179V178H169ZM169 179H167V180H169ZM69 180H71V179H69ZM150 180V179H149ZM152 180H150V181H152ZM164 180V179H163ZM77 181V180H76ZM148 181V180H147ZM164 181H166V180H164ZM256 181V180H255ZM31 182H33V181H31ZM35 182V181H34ZM81 182V181H80ZM156 183H158L157 181H155ZM154 182V183H155ZM167 182V181H166ZM171 182V181H170ZM174 182V181H173ZM172 182V183H173ZM168 183V182H167ZM33 184V183H32ZM36 184V183H35ZM151 184V183H150ZM165 184V183H164ZM175 184V183H174ZM145 186H146V184H144ZM173 185V184H172ZM44 186V185H43ZM140 186H142V182L140 183ZM150 187H151V185H149ZM152 186H153V184H152ZM166 186V185H165ZM178 186V185H177ZM193 186V185H192ZM156 187V186H155ZM24 188V187H23ZM135 188V187H134ZM134 188H131V190L133 189L134 190ZM139 187L137 186V189H135V190H137V191H139V189H138ZM140 188H143V186L142 187H140ZM145 188V187H144ZM147 188H149L148 186H147ZM157 188V187H156ZM159 188V187H158ZM162 188V187H161ZM166 188H167V186H166ZM168 188H169V186H168ZM175 188V187H174ZM160 189V188H159ZM193 189H196L197 190V187L196 188H193ZM27 190V189H26ZM30 190H32V189H30ZM136 191V192H137ZM142 191V190H141ZM140 191V192H141ZM147 191H148V189H147ZM191 191V190H190ZM199 191V190H198ZM198 191H196V192H198ZM28 192V191H27ZM146 192V191H145ZM153 193H157V189H154V191H152ZM172 192V191H171ZM151 193V192H150ZM166 193V192H165ZM191 193H193V192H191ZM259 193H261V192H259ZM127 194V193H126ZM128 194H130V193H128ZM185 194H187V193H185ZM196 194V193H195ZM132 195V194H131ZM165 195V194H164ZM174 195H176V194H174ZM184 195V194H183ZM200 195H201V193H200ZM122 196V195H121ZM123 196H125V195H123ZM122 196V197H123ZM158 196V195H157ZM170 196H171V194H170ZM178 196V195H177ZM191 197H192V195H190ZM189 195L188 196H186L185 198H188V197H190ZM197 196V195H196ZM181 197V196H180ZM155 198V196H154V194L150 197V199L148 200V204H151V199H154ZM173 198V197H172ZM124 199V198H123ZM174 199H176V198H174ZM184 199V198H183ZM181 200V199H180ZM129 201H130V199H129ZM176 202V201H175ZM174 202V203H175ZM4 203V202H3ZM5 204H6V202H5ZM4 204V205H5ZM185 204V203H184ZM210 204V203H209ZM208 204V205H209ZM200 205H202V204H200ZM211 205V204H210ZM206 206V205H205ZM2 207V206H1ZM201 207H203V206H201ZM3 208V207H2ZM2 208H0V264H8L5 260H4V258H3V256H2V249H3V245H4V243L7 241V239H6V236H2V234L3 233H1V232H4V231H6V229L8 228V226H7V219L3 216V212H2ZM181 208H182V206H181ZM204 208V207H203ZM207 208V207H206ZM136 210V209H135ZM134 210V211H135ZM205 210V209H204ZM127 211V210H126ZM137 211V210H136ZM7 212H8V210H7ZM11 213V212H10ZM138 213V212H137ZM154 213V212H153ZM5 214H7V213H5ZM129 214V213H128ZM229 214V213H228ZM227 214V215H228ZM7 215H9V214H7ZM150 215V214H149ZM127 216V215H126ZM139 216V215H138ZM147 216V215H146ZM154 216V215H153ZM9 217V216H8ZM7 217V218H8ZM13 217V216H12ZM135 217V216H134ZM149 217V216H148ZM138 218V217H137ZM139 218H142V217H139ZM254 218H256L255 216H254ZM254 218H253V220H254ZM258 218V217H257ZM256 218V219H257ZM12 219V218H11ZM124 219V218H123ZM136 219V218H135ZM169 219V218H168ZM252 219V218H251ZM264 219V218H263ZM8 220H10L9 218H8ZM151 220V219H150ZM132 221H134V220H132ZM256 222H258L257 220H255ZM254 221V222H255ZM10 222H12V220L10 221ZM14 222V221H13ZM12 222V223H13ZM139 222V221H138ZM137 223V222H136ZM250 223V222H249ZM252 223V222H251ZM250 223V224H251ZM134 224V223H133ZM183 224V223H182ZM9 225V224H8ZM14 225V224H13ZM12 225V226H13ZM255 225V224H254ZM14 226H16L17 227V225H14ZM22 226V225H21ZM10 227V226H9ZM15 228V227H14ZM254 228V227H253ZM182 229V228H181ZM120 230V229H119ZM123 230V229H122ZM121 232V231H120ZM246 232V231H245ZM7 233H9V231L7 232ZM125 233V232H124ZM244 233V232H243ZM244 234H246V233H244ZM11 235V234H10ZM70 236V235H69ZM67 237V236H66ZM73 237V236H72ZM71 237V238H72ZM75 237V236H74ZM170 237V236H169ZM17 238V237H16ZM69 238V237H68ZM161 239V238H160ZM244 239H245V237H244ZM71 240V239H70ZM68 241V240H67ZM161 241V240H160ZM168 241V240H167ZM72 242V241H71ZM8 243V242H7ZM65 243H67V242H65ZM68 243H70V242H68ZM243 243V242H242ZM69 245V244H68ZM239 245V244H238ZM5 256V255H4ZM7 257V256H6ZM229 257V256H228ZM230 258V257H229ZM232 258V257H231ZM11 260V259H10ZM229 260V259H228ZM168 262V261H167ZM263 263V261H260V264H262ZM14 264V263H13Z\"/></svg>",
    "mask_w": 264,
    "mask_h": 264
}]
</instances>
